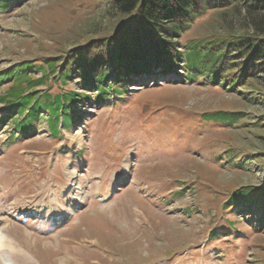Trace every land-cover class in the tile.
<instances>
[{
    "label": "rangeland",
    "instance_id": "obj_1",
    "mask_svg": "<svg viewBox=\"0 0 264 264\" xmlns=\"http://www.w3.org/2000/svg\"><path fill=\"white\" fill-rule=\"evenodd\" d=\"M114 12L110 0L0 9V70L115 31ZM248 29L241 13L213 9L179 44ZM155 74L121 99L85 102L57 138L45 120L13 139L11 123L0 124V264H264V229L249 213L231 214L240 223L230 228L226 206L237 187L264 186V74L234 91ZM48 87L80 90L79 79L38 89Z\"/></svg>",
    "mask_w": 264,
    "mask_h": 264
},
{
    "label": "trees",
    "instance_id": "obj_2",
    "mask_svg": "<svg viewBox=\"0 0 264 264\" xmlns=\"http://www.w3.org/2000/svg\"><path fill=\"white\" fill-rule=\"evenodd\" d=\"M24 1L0 0V9L9 12ZM110 5L122 22L115 31L72 47L63 56L40 62L27 59L0 70V87L8 85L0 94V124L11 123L9 138L33 135L35 122L42 120L57 138L83 119L85 102L100 105L114 93L121 99L128 83L154 77L157 68L180 80L182 74L190 81L203 76L232 91L264 74V0H110ZM229 8L241 13L253 31L189 41L185 47L179 44L182 34L201 15ZM52 79L61 87L79 79L80 90L53 93L51 87L38 89ZM218 113L214 117L226 122L238 115ZM226 206L230 228L240 223L231 216L249 213L254 227L264 229V186L237 187Z\"/></svg>",
    "mask_w": 264,
    "mask_h": 264
},
{
    "label": "bare ground",
    "instance_id": "obj_3",
    "mask_svg": "<svg viewBox=\"0 0 264 264\" xmlns=\"http://www.w3.org/2000/svg\"><path fill=\"white\" fill-rule=\"evenodd\" d=\"M5 244V240H0V245Z\"/></svg>",
    "mask_w": 264,
    "mask_h": 264
}]
</instances>
